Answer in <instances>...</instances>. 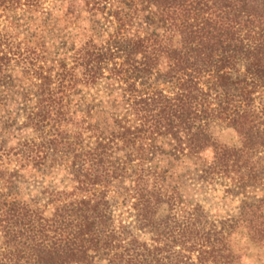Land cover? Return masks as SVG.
I'll return each mask as SVG.
<instances>
[{
	"label": "trees",
	"instance_id": "16d2710c",
	"mask_svg": "<svg viewBox=\"0 0 264 264\" xmlns=\"http://www.w3.org/2000/svg\"><path fill=\"white\" fill-rule=\"evenodd\" d=\"M259 112L264 0H0V264H240L264 197L217 218L170 176L256 184Z\"/></svg>",
	"mask_w": 264,
	"mask_h": 264
},
{
	"label": "rangeland",
	"instance_id": "374dc122",
	"mask_svg": "<svg viewBox=\"0 0 264 264\" xmlns=\"http://www.w3.org/2000/svg\"><path fill=\"white\" fill-rule=\"evenodd\" d=\"M106 83L103 80L94 89L89 90L95 96V101L99 98L105 101L108 98V89L113 86ZM256 105H258L259 110L262 103L258 97L256 98ZM259 114L264 118L261 112ZM214 128L215 134L220 140L240 146V137L233 129L225 125L224 120L214 124ZM14 131L16 135L10 137L11 142L15 141L16 136L20 134V131L16 129ZM165 162L162 161L161 163L165 164ZM250 162L257 176L255 178L256 184L245 185L242 188L236 186L237 179L230 180L229 177L221 176H217L213 182L204 187L203 183L195 182L196 180L189 178V176H182L181 174H184L186 169H192L193 166L189 163L178 161L174 163V170L171 172L170 179L180 185L186 199H190L191 201L200 199V202L213 217H227L231 214H238V207L242 200H253L264 197V148H257L251 155ZM192 171L196 175V171ZM243 180L247 181L248 179L244 177ZM234 242L241 253L240 264H264V244L251 241L243 231L234 235Z\"/></svg>",
	"mask_w": 264,
	"mask_h": 264
}]
</instances>
